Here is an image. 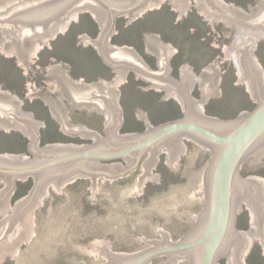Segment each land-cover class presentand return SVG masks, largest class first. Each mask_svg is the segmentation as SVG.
Listing matches in <instances>:
<instances>
[{
  "label": "water",
  "instance_id": "obj_1",
  "mask_svg": "<svg viewBox=\"0 0 264 264\" xmlns=\"http://www.w3.org/2000/svg\"><path fill=\"white\" fill-rule=\"evenodd\" d=\"M162 0H0V49L6 55L25 52L36 55L51 46L57 34L68 32L70 24L82 21L80 11L99 17L101 33L95 42L103 59L111 64L120 78L128 80V70L137 69V77L152 80L154 87L164 86L169 93L180 92L184 116L161 124L151 123L144 131L122 133L125 129L122 90L107 83L71 77L66 65L54 66L57 78H49L66 96L58 95L60 104L50 102L51 110L61 115L63 129L74 131L75 137H87L88 143H43L45 121L34 110L25 111L27 100L5 89L0 90V121L11 130L29 131L28 153H0V264L9 256L17 257L32 238L36 206H45V197L53 195L51 186L65 193V183L91 175L97 188L99 177L117 178L136 172L145 154L149 175H140L138 193L148 189V177L160 181L155 173L162 148L171 146V163H179L185 140L189 136L208 150H214L211 169L205 183L208 206L196 218L195 229L183 239L173 233L152 242L138 252H113L112 240L106 243L109 264H150L170 254L161 264L190 257L191 264H221L219 260L244 264L242 254H250V237L264 239V178L242 177V163L264 153V64L257 59L255 40L241 44L239 35L264 38V0L254 13L245 7L203 0H175L182 20L190 6L219 23L229 15L231 26H237V47L243 66L240 83L252 79L254 100L258 105L236 118L210 116L202 103L222 95V70L205 68L196 75L185 65L183 81L166 73L177 49L152 37L154 55H160V70H153L136 48L112 45L117 32L116 18L131 14L129 26L146 6ZM151 66V68L149 67ZM118 69V70H117ZM119 71V72H118ZM172 76V77H171ZM173 79V80H171ZM95 89V90H93ZM98 89V90H97ZM99 99V103L96 101ZM62 100L77 103V109L98 107L110 114L104 134L88 130L90 124L76 123ZM19 189V190H18ZM19 191V195H18ZM137 193V194H138ZM245 200L256 208L260 229H236V211H245Z\"/></svg>",
  "mask_w": 264,
  "mask_h": 264
},
{
  "label": "rangeland",
  "instance_id": "obj_2",
  "mask_svg": "<svg viewBox=\"0 0 264 264\" xmlns=\"http://www.w3.org/2000/svg\"><path fill=\"white\" fill-rule=\"evenodd\" d=\"M146 6L129 26L131 14L116 18L117 32L112 45L136 48L153 70H160V55H154L152 37L177 49L175 76L183 81L185 65L196 75L205 68L222 70V95L210 97L202 103L203 111L220 118H236L253 110L252 79L240 83L237 26H231L229 15L219 17V23L200 12V6H190L184 18L175 0H162ZM203 0H190V4ZM245 7L254 13L263 0H216ZM82 21L70 24L68 32L51 39V46L35 56L25 52L6 55L0 49V90L7 89L27 100L25 111L34 110L45 121L43 143L91 142V138L75 137V132L63 129L61 115L52 112L50 102L60 104L58 95L66 96L49 78H57L53 67L66 65L71 77L107 82L122 90L125 129L122 133L140 132L151 123L161 124L184 116L185 105L178 94L149 89L152 80L138 78L137 69L128 72V80L120 78L107 63L96 45L100 36L99 17L92 12L79 13ZM239 35L241 44L256 39L257 59L264 64V38L259 35ZM252 36V37H251ZM258 36V37H257ZM232 52H229V51ZM238 54V55H237ZM237 58V59H236ZM238 62H237V61ZM173 94V95H171ZM76 123L90 124L88 130L104 134L112 114L98 108L77 109V103L62 100ZM30 134L11 130L0 121V153H28ZM179 163H171V146L162 148L155 173L156 181L148 177V189L138 193L140 175H149L147 153L136 172L117 178L99 177L97 188L92 176L65 183V193L51 186L53 195L45 197V206H36L32 238L17 257L7 256L3 264H109L106 243L112 240L113 252H138L151 247L152 242L173 233L172 238L183 239L196 228L190 212L200 218L208 206L205 183L211 169L214 150H208L185 135ZM264 178V153L242 163V177ZM6 181L0 182V190ZM138 193V194H137ZM236 229L253 228L252 210L245 202V211H236ZM250 254L245 264H264V239L260 234L250 237ZM166 255L150 264H161ZM221 264H236L219 260ZM171 264H191V258Z\"/></svg>",
  "mask_w": 264,
  "mask_h": 264
},
{
  "label": "bare ground",
  "instance_id": "obj_3",
  "mask_svg": "<svg viewBox=\"0 0 264 264\" xmlns=\"http://www.w3.org/2000/svg\"><path fill=\"white\" fill-rule=\"evenodd\" d=\"M153 4V3H152ZM242 36V35H241ZM240 36V37H241ZM255 36V35H254ZM252 37V36H251ZM258 37V36H257ZM255 41H256V39H255ZM256 43V42H255ZM229 52H232L231 50L229 51ZM239 54H240V52H239ZM238 55V54H237ZM237 59V58H236ZM237 61V60H236ZM238 61H239V64L241 65V66H243V62H242V58H241V54H240V56L238 57ZM237 61V62H238ZM180 93V92H179ZM176 94H178V92H176ZM181 95V94H180ZM245 202H246V204H248V206L250 207V209L252 210V218H253V228H255V229H260V227H259V222H258V218H257V213H256V208H254L249 202H247L246 200H245ZM244 255L245 254H242V257H243V260H244ZM234 263H236V264H240V263H238V262H234ZM244 264H245V261H244Z\"/></svg>",
  "mask_w": 264,
  "mask_h": 264
},
{
  "label": "flooded vegetation",
  "instance_id": "obj_4",
  "mask_svg": "<svg viewBox=\"0 0 264 264\" xmlns=\"http://www.w3.org/2000/svg\"><path fill=\"white\" fill-rule=\"evenodd\" d=\"M80 12H83V11H80ZM79 12V13H80ZM89 12V11H88ZM170 65L171 66H169L168 68H167V71H166V73H171V74H173V75H175V74H177L176 73V66H177V64H176V61H170ZM150 68H151V66H149ZM118 70V69H117ZM132 70V69H131ZM119 72V71H118ZM128 72H129V70H128ZM127 72V73H128ZM172 77V76H171ZM170 78V77H169ZM171 79V78H170ZM171 80H173V79H171ZM152 83H153V81H152ZM152 87V86H151ZM93 90H95V89H93ZM98 90V89H97ZM160 90L161 91H164V92H168V89L167 88H165L164 86H160ZM174 94L176 95V92H174ZM98 103H99V99H97L96 100Z\"/></svg>",
  "mask_w": 264,
  "mask_h": 264
},
{
  "label": "crops",
  "instance_id": "obj_5",
  "mask_svg": "<svg viewBox=\"0 0 264 264\" xmlns=\"http://www.w3.org/2000/svg\"><path fill=\"white\" fill-rule=\"evenodd\" d=\"M58 35V34H57ZM57 37V36H56ZM97 45V44H96ZM119 47V46H118ZM127 47V46H126ZM127 48H131V47H127ZM99 49V48H98ZM173 95V94H171ZM27 133H29V131H26ZM57 143H62V142H57ZM66 143V142H65ZM51 144V143H50Z\"/></svg>",
  "mask_w": 264,
  "mask_h": 264
},
{
  "label": "trees",
  "instance_id": "obj_6",
  "mask_svg": "<svg viewBox=\"0 0 264 264\" xmlns=\"http://www.w3.org/2000/svg\"><path fill=\"white\" fill-rule=\"evenodd\" d=\"M19 190V189H18ZM20 193H19V191H18V195H19Z\"/></svg>",
  "mask_w": 264,
  "mask_h": 264
}]
</instances>
